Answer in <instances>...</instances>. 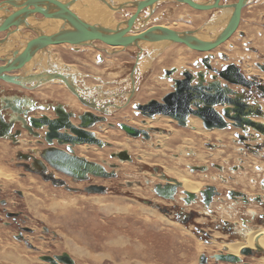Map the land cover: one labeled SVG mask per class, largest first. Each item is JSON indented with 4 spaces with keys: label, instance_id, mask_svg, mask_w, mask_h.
Wrapping results in <instances>:
<instances>
[{
    "label": "rangeland",
    "instance_id": "rangeland-1",
    "mask_svg": "<svg viewBox=\"0 0 264 264\" xmlns=\"http://www.w3.org/2000/svg\"><path fill=\"white\" fill-rule=\"evenodd\" d=\"M82 2L83 0L79 1L77 5L75 4L77 8L78 6L80 7ZM162 3L159 2L158 4L160 5ZM90 4L91 3L88 2V6H92V4ZM161 6L162 8H154V12L151 14L149 13L150 18L144 23V25H142V21L136 23V25L142 27L138 32L157 24L176 27V31L197 30L199 27L201 28L206 20H208V15L212 12L194 10L188 6H181L178 4L173 6L162 4ZM262 8H264V5L260 4L245 9V11L248 12L245 14V20L241 23V28L246 29V36L245 39L240 38V40L244 42L242 45L241 43L239 45L237 35H233L230 41L218 46L215 50L213 49L216 54L220 50L228 51L230 46H232V40L236 41V43H233V47L236 48V46L239 45V49L232 50L231 53L228 51V54L231 57L230 60L238 61V58L240 59L243 57L245 64L249 63L253 66H250L251 68H249V70H255L258 73H260L261 70L255 65V62H264V36H260V32L263 30L260 28V22L263 21L264 9L260 12L263 15L259 16L258 14L255 16V13H253L251 18L248 17L252 10L259 13V10ZM129 9L134 12L137 11V8L134 7ZM161 9L169 11L168 13L171 14V17L166 18L165 15H160L163 14V12L161 13ZM109 12L111 13L110 17H107L104 16V14H107L108 10L99 11L97 20L109 24L108 22L113 20L124 21L125 19L130 18V14L133 13L127 10L116 11L112 9ZM216 14L217 13H215L212 19ZM139 15H145L144 11ZM39 16H41V14H39ZM122 16H125V18H122ZM254 21L256 22V24L253 25L254 28H247V26L253 24ZM27 30L29 29L23 28L22 31ZM214 30V26L213 28H211V26L210 28H203L199 37H201L202 40H212L218 32H221L220 27L216 29L217 33H215ZM12 32H14V30L10 29V36H7L5 35L6 31L0 30V40H7V38L11 40L13 37L11 36ZM30 35H32V33ZM38 37L39 36L33 38L28 36L27 38H24L22 36L21 44L30 42L28 39L34 40ZM251 39L252 41L248 42V44L257 47L263 54L259 52V54L255 55L254 52H247L244 47L245 40ZM142 42H144V49H148L147 53L144 52V49L141 52L142 59L140 58L139 53L140 48H136L137 46H112L107 42L100 43L95 41L93 45L74 47L70 42H63L57 45H50L51 49H40L25 66H20L21 68H16L14 72H11L17 74H20L22 71L24 74L39 72L40 70L47 69L48 66L45 68L43 66L44 62H47L46 64L51 66V68L55 66L58 70V67H62L63 71H73L72 74L74 76L79 75L81 78L79 81L77 76V85L83 89L84 87H87L85 89L89 90L91 93L93 91L92 88L98 87V85H95L97 80L96 78H94L95 80H92V77L88 76L90 73L86 71L84 74V70L92 71L97 76H104V74L110 73V75H106L108 77L106 80L109 81H103L106 90L109 87L112 90L117 87L121 89H130L128 86V80H131V75L128 74L132 71L133 67L138 68V64L142 63L138 68L139 87L138 85L135 86V88H138V92L141 91L140 94H136L131 102L128 99L126 104L113 109L115 112L119 109L120 110L109 118V121L113 122L112 124H108L106 121L98 122L95 125L97 136L109 142L112 146L99 147L97 145H91L86 148H83L85 144L77 146V151L81 155L89 157L93 161L102 163L109 170L111 169L110 164H117L118 168L115 169L117 171V176L115 178L104 179L98 177L96 180V184H104L107 187L108 190L106 193H87L84 189L69 191L66 187L55 186L53 183L47 182V180L36 173L16 167L14 164V151L16 150V147H12L9 141L11 137L0 138V170L5 173H0V264H51L50 262L41 260L40 256H55L60 255L63 252L69 253V255L75 260L76 264H200L199 258L202 254L210 256L212 253L218 252L216 251L218 250L216 244L213 246L203 244L204 242L199 240V237H197L192 230L188 229L186 225L171 220L165 214L162 215L159 210L158 212H155L164 216V219H160L158 215L154 216L150 214L149 211H144V209H142H147V206L148 209L152 208L148 204H144L142 201L143 197H149L152 199L156 198L154 192H152L150 188L152 187V184L143 185L144 181L147 179L145 175L150 176L152 182L155 180L154 178L152 180V177L154 176L152 173L154 167L161 164L163 165L162 169L165 171L166 166L174 168L173 170H182L193 179L200 181L202 185H206V183L215 182L218 179L217 176L219 170L214 167L212 168L210 164L216 162L225 164V161L232 164L234 160L237 162L238 150V146L236 144L234 145L232 142L234 139V137L232 138L234 133L231 134L227 130H215L220 132L218 135L208 134L210 131L206 128L204 129L206 131L195 133L193 132L194 130L176 127L173 125L174 123L170 122L171 129L166 130V132L160 127L165 126L163 123L161 125H154L155 127L159 126L157 127L160 129L159 131H162V134L169 135L171 140L163 149L164 154H159L163 151H159L160 147L155 145V143H157L158 134H161L159 131L155 132V135H152L154 138L151 141L150 139L144 141L143 139H137V137L134 138L131 135H128L119 126L118 121H123L126 117H130V119L134 120L140 119L134 115V103L146 102L151 98H160L164 95L163 93L169 91L175 86L173 80H170L169 77H163L164 69H170L171 66H174L177 68L176 73H181L190 68L193 69V72L195 73V71L204 68L200 62L193 66L195 60H199V56L203 53L182 44L183 42L177 44V46L174 44L171 45L170 43L167 45L164 43L161 44L158 41H154L153 44H149L150 41L147 42L143 40ZM5 45L6 41H3L0 46V52H6V50H4L6 48H2V46ZM11 45L17 47L19 44L15 42V44ZM110 46L115 48L118 52L111 53L108 57H104L102 54L103 50L108 47L112 49ZM108 51L110 52V50ZM80 52L82 53L79 54ZM85 52L88 54L86 62L83 61V53ZM153 53H155V55ZM96 56L97 60L94 62ZM111 56H113V59ZM155 56H158L155 60L156 62L150 60V58ZM56 57H59V62L56 59L54 60ZM76 58H78L80 62H77ZM144 58H147L148 60H145ZM40 61H42V63ZM81 62L83 63L81 64ZM216 64L217 63H215V65ZM0 65L5 64L3 61H0ZM85 67L87 68L85 69ZM53 70L54 68L52 71ZM134 75H136V71L133 73L132 77ZM261 76L264 78V74ZM118 78H121V80ZM1 81L3 80L0 79V83H2ZM112 81H114L116 87L113 86V83H111ZM5 86L9 88V91L7 90L5 93H10L7 94L10 96L16 95L17 92H24V87L19 85L13 86L7 84ZM44 86L46 87H39L34 91L35 94L32 95L33 98H38L37 96L43 98L44 103L48 107L47 109L44 108L37 112V116H54L56 112L53 105L57 102L62 103L65 106L68 105L70 108L82 113L89 112V109L86 106L87 104L82 103L80 101L82 99L74 94L65 82L56 80L52 85L47 83ZM26 89L35 88L28 87ZM108 92H104L105 96L109 95ZM26 93H31V91H26ZM80 95L82 96L83 93ZM84 96L88 97L86 92L82 97L84 98ZM127 98H129V96ZM98 99L99 98L97 97L93 99L96 101L97 106L105 103L104 99L102 102H99ZM1 100L5 99L1 98L0 101ZM134 100H137V102H134L132 106H128ZM38 101H40L39 98ZM50 103L54 104L51 105ZM115 103L120 105L122 102ZM93 110L97 109L93 108ZM140 115L141 117H147L141 113ZM78 116L80 115L78 114ZM130 119L127 121L130 122ZM129 124H132L133 126L136 125L133 123ZM140 127L144 128L142 126ZM45 131L46 129L43 130V132ZM151 133L153 134V130ZM23 136L27 137L29 136V133L24 132ZM175 137L185 139L188 142L190 140L194 141L195 147H197L196 153L193 154L191 149H187L183 155H179L180 157H177V155H173V157V150L177 149L180 145L184 146V143L182 142H172ZM208 140L216 141L220 144V148L210 149L205 144ZM23 141L24 140H20V143ZM125 142L128 143L126 147L124 146ZM25 147H27V145H22L21 148L24 149ZM83 149H85L84 152L82 151ZM123 149L131 153L133 157L132 162L131 160L123 161L111 157L112 153L122 151ZM141 154H145V157H147L146 161L143 160ZM196 154H202L203 159H199ZM180 158H182V161ZM173 159L178 161L177 163L179 165H176L175 162L173 163ZM248 162L258 163L259 159L250 156ZM165 164L166 166H164ZM190 164H205L211 167V170H209L208 173L202 172L201 170H195L192 172L190 168L188 169ZM183 168H187V170H183ZM253 169L254 167H252V170ZM166 173L169 174L168 171H166ZM55 174L62 177L61 174ZM248 174L242 173L241 175H238L236 181L243 183L244 186H249L247 182H249L248 178L251 177H249ZM170 175L173 177L172 171L170 172ZM62 178L66 179L69 186L75 188H84L83 186L89 182L70 181L65 176ZM138 181H141L142 185H140ZM250 189L253 192L256 188L253 185H250ZM2 200H4L6 205L1 204ZM12 211L21 213V216L16 223L13 222L12 218L7 216L6 212L9 213ZM20 224L27 225L33 229L32 233L27 231L24 232L28 236L27 241H29V244L32 246L15 237V234L18 233ZM197 243H201L207 247L206 251L199 253L196 249ZM74 247H79L80 249H75ZM238 255H240V253H238ZM242 257L245 261L253 262L255 264H264V255L243 254ZM209 264L235 263H220L215 259H211Z\"/></svg>",
    "mask_w": 264,
    "mask_h": 264
},
{
    "label": "flooded vegetation",
    "instance_id": "flooded-vegetation-1",
    "mask_svg": "<svg viewBox=\"0 0 264 264\" xmlns=\"http://www.w3.org/2000/svg\"><path fill=\"white\" fill-rule=\"evenodd\" d=\"M0 1L2 2L7 0H0ZM131 1L132 0L130 1L127 0L124 3H128ZM193 1L205 5L206 4L213 5L215 3V0H193ZM162 2H167V3H162ZM218 2H219V7H215L212 9L210 8L206 10L212 12L208 15L209 17L208 20H206L201 26L202 30L203 27L207 25V23L209 26L212 25V23L210 22L215 21L212 19L215 13L221 16V21H219L220 23L216 22L215 24L216 25L220 24L221 31L224 29V27L226 29L228 27V24L230 23V19L232 18V15H234L235 12L234 9H236L235 6L239 2V0H219ZM158 3L159 1L156 3L154 7L147 6L145 7L146 9L142 10V12L144 11L145 13V15L141 16L142 19H144V21L150 18L149 17L150 11H153L154 8L155 9L162 8L161 6L162 4H167L169 6L178 4L181 6H188L194 10L196 9L191 5H189L188 3L182 2L183 4H180L178 3L177 0H165V1L160 0V3L162 4L159 5ZM263 3L264 0H245V5L241 10L240 21L238 22L237 28L228 38V40L224 41L219 46L225 44L227 41H230L233 35H237L238 43L239 45L240 43L242 45L244 42H242L240 38L245 39L246 36V31H245L246 29L241 28V23L245 20V14L248 12L245 11V9L246 8L249 9L254 5H260V4L264 5ZM148 7H150V9H148ZM226 8H228L229 10L231 9L229 13H226L224 11ZM263 9L264 8L260 9L259 13L256 12L255 10H252L248 18H251L253 13H255V16H257L258 14L259 16L263 15L260 13ZM126 10L134 13V11L130 10L129 8H125L123 11ZM164 10L165 9H161V13L163 12V14L160 15L163 16L165 15L166 18L171 17V14L168 13L169 11H164ZM196 10H200V9H196ZM220 11H222V14H220ZM262 19L263 21L259 20L261 21L260 28L263 29L262 32L259 31L260 36H264V16ZM225 21L227 23H225ZM255 21L253 25L256 24ZM211 28L213 27L211 26ZM202 30H200L197 33L198 37L201 34ZM251 41L252 39L245 40V45H244L245 49L247 50V52L250 53L254 52L255 55L259 54V52L261 51H259L257 47L248 44V42ZM232 42L236 43V41L234 40H232ZM233 43L231 44L232 46H230V49L228 50L230 53L232 50L239 49V45L236 46V48H234ZM214 50L201 52L203 54L199 56V60L197 59L195 60L193 66L196 63L200 62L204 67L202 70L195 71L194 73L193 69L189 68V70L183 71L181 73H176L177 70H174L172 73L166 74L167 76L170 75V77L174 81L175 86L171 88L169 91L163 93L164 95L161 96L160 98H151L149 101L142 102V104H146L149 103L151 100H155L157 101V103H159L156 105H160L165 103V101H163V98H165V96L167 97V95H169L170 93L172 94L174 93L173 95L170 96V101H172L173 103L176 102L177 105L174 106L173 109L169 110L174 114V117H171L169 114L168 115L159 114V115L170 117L174 121L173 123L176 127H181L187 130H193V128L190 129L191 127L188 125L190 122L189 120L191 119L190 116H192L194 118H199L202 122L201 125L203 126V128H206L207 130L209 129L208 131L215 130L217 128L219 130H227L231 134L234 133L232 136V138L234 137L232 142L234 143V145L236 144L238 146L237 162L234 160V162L229 165L223 164L221 162L212 163V165L210 164L212 168L214 167L215 169L219 170L217 176L218 179L217 180L215 179L216 180L215 182L213 181L206 183V185L203 187L201 192H199L198 194L182 190V182H179L178 179L173 178L170 174H167L166 171L162 169L163 165L161 164L154 167L153 170L154 172L152 171V173L154 174V176L152 175L153 176L152 180L153 178L155 180L152 182L151 177L145 175L147 179L143 183V185L152 184V187L150 188L152 192H154V195L156 197L153 199L149 197H143L142 201L144 202V204H148L157 212L159 210L162 213V215L165 214L171 220L177 223H181L182 225L183 224L186 225L188 229L192 230L196 234V236L199 237V240L204 242L203 244L205 245L213 246L214 244H216L215 242L218 243L221 242V244L223 245L221 247L223 248L222 250L221 248H218L217 250L218 252H214L210 256L207 254H202L200 256L203 258L202 264H209L211 259L213 260L215 259L217 262L219 261L220 263H225V262L234 263L222 259H217L216 257L232 254L228 252L227 249L228 245L243 242L246 240L245 238L246 235L250 234V231L258 229L257 227L260 226L264 227V139H261V136H264V123L257 120V119H264V78L261 76L264 74V62L261 61L255 62V65L258 66L261 70V72L258 73L255 70L252 71L249 70V68L253 66L249 63L245 64L243 57H241L240 59L238 58V61H231L230 60L231 57L229 56L228 51L220 50L216 54ZM206 57H209V59L205 60ZM215 63L217 64L215 65ZM173 67L174 66H171L170 69ZM167 69L168 68L164 70ZM128 75H131L132 78L133 70ZM163 75H164V71H163ZM224 75L228 76L231 79V81L227 80L226 77L224 78L223 77ZM132 79L136 80L137 78L134 77ZM132 79L131 82L133 83ZM200 79L203 85L198 84ZM1 82L2 83H0V99L5 98L9 96L7 94H10V93H5L9 89L8 87H5V90H3L2 88L8 83H6L5 81H1ZM8 85L17 86L15 84H10V83ZM213 85H215L216 87L213 90H209L208 88H212ZM38 88L39 87L35 89L23 88L24 89L23 93L17 92L16 94L18 96L29 97L35 102L36 105L35 107H33L32 105H23L22 111H27V115L23 114L21 115V117H18L16 114H13L11 110L2 111V114L6 121L8 122L13 121L11 133H16L15 137H11V139H9L12 147L14 148L16 147L15 148L16 150L14 151L15 166L22 168L25 171L29 168L36 170L37 168L42 169L45 167V169L47 168L46 170L48 173L53 172L54 174L55 173L61 174L62 177L65 176L70 181H75V182L89 181L83 186L84 188L81 187L77 189H85L89 186L98 185L96 184V180L98 177L93 176L92 174H88L86 180H78L77 178L71 175H68L62 171H58L54 169L46 161H44L45 163L44 165L40 153L43 152L45 149H49V144H47L46 142V132L48 130L47 127L41 128L42 130L33 129V131H29L27 130V128H25V125L27 124L28 126L29 124L27 120L29 116L36 118L42 117L40 115L37 116V112L40 111V109L36 108L38 105L42 104V102L38 101V98L36 97L33 98L32 95L28 96L27 95L28 93H26V91L34 92ZM196 89H200V90H196ZM140 92L141 91L137 92V94L139 95ZM197 94H202V96L204 95L206 99L209 98L211 101L204 102L203 104H200V106H195L193 103L194 102L193 95L197 96ZM93 97L94 96H89V95L88 97L84 96L83 98L84 101L83 100L80 101L84 104H87L86 106L88 107L90 113L105 116L107 118L106 120L107 123L112 124L113 122H110L109 118L113 116L114 113H117V111H119L120 109L115 112L113 110L115 107H106V105H108V102H105L103 104L104 106L100 104L98 105L101 108L99 111L93 110V108L98 107L96 101L93 100ZM129 98H126L124 102L120 105L123 106L124 104H126ZM134 102H137V100L136 101L134 100L128 106H132ZM166 103L167 104L165 105V108L168 105V102ZM56 104L58 105L61 103L57 102L55 103V105ZM137 104H141V102ZM62 105L64 106V109L68 114L72 115L73 113V115L70 116L71 121L76 125L79 124L81 120L78 114L82 115L85 112L82 113L70 108L68 105L66 106L64 104ZM133 109L135 110L134 115L142 120L143 118L141 117L140 113L142 115H145L143 114V111L138 110L136 108ZM226 109L229 110L231 117L225 114V112H227ZM56 117L57 115L55 113L54 116L48 118L55 119ZM189 117L190 119H188ZM24 119L26 120V122H24ZM128 119H130V117H126L123 121H118V123L121 122L128 124L129 123V121H127ZM180 122L183 123L181 124ZM204 122H206L208 127L204 125ZM246 123H251L254 126H257L259 130L254 129L251 125L246 126ZM95 125L96 123L90 128V130L93 132H96ZM134 127H136L140 131L139 137H137V139H143L144 141H148V139H150L151 141L154 138L152 135H155V132L160 130L159 128H157L159 126H157L156 128H152L153 129V134H152L151 133L152 130L141 128L140 125H135ZM160 127L165 132L166 130L169 129L166 128L165 126H160ZM243 127L244 128L246 127V129L247 128L252 129V131L251 130L245 131L246 129L244 130ZM44 129H46L45 132H43ZM24 132L29 133V136L24 137L23 136ZM35 133L37 134L39 133V134L37 135ZM20 140H24V144L20 143ZM54 144L57 145V143L55 142ZM205 144L210 149L220 148V144H218L216 141H207L205 142ZM22 145H27V147L23 149L21 148ZM155 145L157 147H160L159 143H155ZM57 146L65 150V152L68 154L69 159H74V157L79 156V157H85L89 161H93L89 157L83 156L77 151V146L79 145H75L73 147V151L71 152H68L65 149L66 147H64L63 145L60 146L57 145ZM122 151H124V149ZM127 156L130 159H125V161L131 160L132 162L133 157L129 151ZM250 156L258 158L259 162L258 163L248 162ZM34 158L36 159L34 160ZM115 158L119 159L118 157ZM38 160H41V162H38ZM114 165L115 168L111 167L110 170L109 169L107 170L110 172L112 170L117 169L118 168L117 164ZM197 167H202L203 170L201 171L205 173H208L209 170H211V167L205 164L203 165L190 164V167H188V169L190 168V170L194 172L195 170H198ZM252 167H254L253 169L254 171L252 170ZM183 170H187V168H183ZM115 172L117 176V171L115 170ZM242 173H247V174L249 173L248 175L249 177H251V180L247 182L249 186H244L243 183H239L238 181H236L238 175H241ZM55 176L65 181L66 186H63L64 188L67 186L71 187L67 184L66 179H63L62 177L57 176L56 174ZM174 180H176L178 183L175 182ZM138 183L142 185L141 181H138ZM99 185L105 186L104 184L103 185L99 184ZM250 185H253L256 188L255 191L253 192L251 191ZM71 188H75V187H71ZM188 193L193 194V196H190ZM1 204L6 205L4 200H2ZM6 213L7 216L12 218L13 222L15 223L19 220V217L21 216V213H18L16 211L15 212L12 211L9 213L6 212ZM245 230L247 233H244ZM25 231L32 233L33 229L27 225L20 224L18 233L15 234V237L29 244V241H27L28 236L24 233ZM247 247L248 249H251L253 252H255L254 255H258L257 245H255L256 248H251L248 245H244L242 247V250L246 249ZM238 256L241 258L242 263L255 264L253 262L243 260L242 253Z\"/></svg>",
    "mask_w": 264,
    "mask_h": 264
},
{
    "label": "water",
    "instance_id": "water-1",
    "mask_svg": "<svg viewBox=\"0 0 264 264\" xmlns=\"http://www.w3.org/2000/svg\"><path fill=\"white\" fill-rule=\"evenodd\" d=\"M104 1L106 5L110 6L112 10L116 11H123L127 7L137 6V11L131 14V17L124 22H121L119 26L125 24L126 26H123V28H112L108 27L105 24L101 23H95L94 25H91L89 23H85L81 20L80 16L78 14H75L69 10V8L65 6H60L58 8V11H61L60 14H55L56 16H59L61 18L71 19V17H74L75 21H72L73 27L63 30L61 34L53 35V36H44L43 39H34L33 41L29 42L28 45L23 48L22 50H19L15 53L16 58L8 60L5 65H0V79L5 81L6 83L15 84L22 86L24 88L33 87L37 88L39 87L44 81H52V80H61L68 85L71 90L76 94L77 96L81 93L86 92L87 95L90 96L89 90L85 89L87 87L81 88L77 85V76L79 75H73L71 72L64 73L66 71L62 70V67L53 66L49 71L41 70V72L38 73H31V74H17V73H11L13 69L18 68V66L26 65L27 62L31 60V58L40 50L45 49L49 44L58 43V42H70L72 44L77 45H86L93 43V40L101 39L111 45H137L141 50L143 49L141 47V40L144 41H151L153 40L152 37L159 38V40L163 38H166L167 40L177 41V42H183L187 46L191 47L192 49L204 51V50H212L216 45H218L220 42H222L224 39H226L229 34L232 33V31L236 28L238 25V22L240 21V13L245 5V0H239V2L236 4V9L233 15L232 22L229 23V26L227 28V31L221 34L216 41L207 42L203 41L200 37L197 36V33L201 30H185V31H176L167 27H153L151 29H148L143 34H132L131 32H138L139 29L136 28L135 24L140 21L146 23L148 20L143 21L142 17L139 15L143 8L147 6H152L155 2H158L160 0H137L136 2H128V3H122L118 4L113 2V0H101ZM180 2L188 3L192 7L196 9H212L215 7H219V0H215V3L213 5H205L201 3H197L193 0H178ZM17 2V1H15ZM36 4L37 10H41V13L46 14V11L41 8V6L38 5V1H30V4ZM12 4V1L8 2L4 1L0 3V7L3 5ZM49 10L54 8V4L50 3L47 5ZM31 12L27 13H17L16 20L14 18H9L7 22L3 25L2 29H7L12 25H16L17 22L21 21L18 19L19 15L21 17H27L29 16ZM71 14V15H70ZM69 17V18H68ZM147 25V24H145ZM19 26V25H18ZM1 29V30H2ZM159 33H163V36H159ZM156 42V41H155ZM141 52V51H140ZM209 57H206L205 60H208ZM54 70L52 71V69ZM174 70H177L176 67H173L171 69L164 70V78H168L172 80L170 75H166L168 73H172ZM14 72V71H13ZM224 78L226 77L227 80L231 79L224 75ZM201 84V79L199 80V83ZM216 86L213 85L212 88H208L209 90H213ZM196 88V87H194ZM99 89L100 86H99ZM5 90V88H3ZM83 90V91H81ZM200 90V89H196ZM174 94V93H173ZM170 93L163 98V101L165 103L159 104L155 100H151L149 103L146 104H134V108L143 111V114L149 117H155V115L159 114H169L171 117H174V114L170 112L169 110L173 109L174 106L177 105V103H173L170 101V96L173 95ZM82 95V96H83ZM81 96V99L84 101L83 97ZM94 99V97H93ZM194 105L200 106V104H203L204 102L211 101L209 98H205V96L202 94H197V96L193 95ZM168 105L165 108V105ZM5 105L3 103L0 107V138H8V137H15L16 133H11L13 121L8 122L5 120L2 111L3 110H11L13 114H16L18 117H21V115H27V111H22L23 105H32L35 107V102L30 99L29 97H23L15 95L12 99H5ZM51 105L53 103H50ZM119 107L121 105H117L116 103L108 102V105L106 107ZM54 110L56 112L57 117L55 119H50L46 115L36 118V117H28V126L25 125V128L29 131H33L34 128L41 129L44 127H47L46 132V142L49 144V149H45L43 152L40 153L41 159L44 163L46 161L51 167L58 171H62L68 175H71L78 180H86L88 174H92L96 177L101 178H114L116 176L115 170L108 171L107 168L99 162L96 161H89L85 157H79L76 156L74 159H69L68 154L65 152V150L59 148L57 145H63L66 147L65 149L68 152L73 151V147L75 145H83V144H89V145H97L99 147L104 146H112L109 142L103 140L102 138L98 137L96 132H93L90 130V128L98 122H105L107 118L102 115L93 114L90 112H85L82 115H80L81 122L76 125L71 121L70 116L71 114H68L64 106L62 104L53 105ZM36 108L44 109L48 108L46 104L42 103L38 105ZM98 108V107H97ZM227 116H230L229 110L226 109ZM24 122L26 120L24 119ZM181 124L183 122H180ZM204 125L206 127L207 124L204 122ZM251 125L254 129L259 130L257 126H254L251 123H246V126ZM119 126L132 137H139L140 131L129 124L126 123H119ZM222 127V126H220ZM244 128V127H243ZM246 127L244 128V130ZM37 134V133H35ZM39 134V133H38ZM37 134V135H38ZM54 142L57 143V145L54 144ZM128 151H119L114 152L111 154V157H118L120 160L130 159L128 156ZM36 158H34L35 160ZM38 162H41V160H38ZM45 165V163H44ZM112 168H115V165H110ZM47 169V168H46ZM44 168L40 169L37 168L36 170H33L32 168L27 169L26 171L36 173L40 176H42L45 180L52 182L55 186H66V183L64 180L57 178L53 172L48 173L47 170ZM198 170H203L202 167H197ZM177 182L176 180H174ZM178 183V182H177ZM69 191H78L77 188H71L66 187ZM107 187L100 186V185H94L89 186L84 189L87 193H101L104 194L107 192ZM190 196H193V194L188 193ZM258 247V255H264V249L261 248L259 245ZM242 254L245 255H254L255 252H253L251 249H243L241 251ZM217 259H222L225 261H230L238 264H252V263H242V260L239 256L235 254H228L221 257H216ZM41 260L50 262L51 264H76L75 260L69 255L67 252H63L60 255L55 256H49V255H42L40 256ZM200 263H203V258L200 257Z\"/></svg>",
    "mask_w": 264,
    "mask_h": 264
},
{
    "label": "bare ground",
    "instance_id": "bare-ground-1",
    "mask_svg": "<svg viewBox=\"0 0 264 264\" xmlns=\"http://www.w3.org/2000/svg\"><path fill=\"white\" fill-rule=\"evenodd\" d=\"M10 1H12V4H8V5H3V6H1L0 7V30L2 29V27H3V25L7 22V20L9 19V18H14L15 20H16V18H17V13H27V12H31L30 14H29V16H27V17H21L20 15L18 16L19 18V20L21 21V23L20 22H17V24L16 25H12V26H10L9 28H7V29H2V31H6V33H5V35H7V36H10L9 35V32H10V29H13L14 30V32H12L11 33V36H13L12 37V39L10 40V39H8L7 37V40H0V46L2 45V43H3V41H6V45L5 46H2V48L4 47V48H6V49H4V50H6V52L5 51H3L4 52V55H3V52L1 51L0 52V54H1V56H0V61H3L4 62V64H6L7 63V61L8 60H11V59H14V58H16V55H15V53L17 52V51H19V50H22L23 48H25L27 45H28V43L26 42V43H24V44H21L22 43V40H21V37L23 36L24 38H27L28 37V34H31L32 33V35L33 36H30V37H37V36H39L41 39H43L44 38V36H53V35H57V34H61L62 32H63V30H65V29H68V28H71V27H73V24H72V21H75V19H74V17H71V19L69 18V19H64V18H61V17H59V16H56L55 14H60V12L61 11H58V8H60V6H65L66 7V5H67V7L69 8V10L71 11V12H73V13H75V14H78L79 16H80V18H81V20L82 21H84L85 23H89V24H91V25H94L95 23H101V24H105V23H102L101 21H99V20H97L98 19V15H99V11L101 12V11H107L105 8H109L108 9V13L107 14H104V16H107V17H110V10L112 9V8H110V6H108V5H106V4H104L105 2L103 1H99V0H83V2H82V4L80 5V7L78 6V8H77V4H78V2L79 1H82V0H8V2H10ZM15 1H17V2H15ZM30 1H38L39 3H38V5L39 6H41V8H43L45 11H46V14L47 15H45L44 13H41L40 11L41 10H37V8H36V4L35 3H33V4H30ZM86 1V2H85ZM118 1V3H124V2H126L127 0H125V1H119V0H117ZM128 1H130V0H128ZM137 0H132L131 2H136ZM163 1H165V0H163ZM178 1V0H177ZM2 2H4V1H2ZM88 2H90L91 4H92V6H88ZM116 2V1H115ZM160 2V1H159ZM167 2H169V1H167ZM171 2V1H170ZM1 3V2H0ZM50 3H53L54 4V8L53 9H51V10H49V8L47 7V5H49ZM60 5H58V4ZM156 3L157 2H155L153 5H152V7L153 6H155L156 5ZM178 3H181V4H183L182 2H180V1H178ZM76 4V5H75ZM90 4V5H91ZM29 6H33L34 8H29ZM137 8V6H132V7H127V8ZM80 8V9H79ZM100 8V9H99ZM148 8H150V7H148ZM34 9V10H33ZM97 9H99V10H97ZM138 9V8H137ZM144 9H146V8H144ZM97 10V11H96ZM200 10H202V11H206L207 9H200ZM223 10V9H222ZM231 10V9H230ZM230 10L228 9V8H226L224 11L226 12V13H229L230 12ZM235 10V9H234ZM153 11H150V14L152 13ZM224 12V13H225ZM39 14H41V16H39ZM220 14H222V11H220ZM71 15V14H70ZM232 15V14H231ZM112 16H113V14H112ZM229 16V15H228ZM131 17V16H130ZM225 17H227V16H225ZM224 17V18H225ZM122 18H125V16H122ZM223 18V19H224ZM129 19V18H128ZM125 20H127V19H125ZM124 20V21H125ZM213 20H215L214 22H212V27L214 26V31H215V33H217V31H216V29H218V27H220V24H215L216 22H219V21H221V16H219V14L217 15L216 14V16L213 18ZM232 20H233V15H232V18L230 19V22H232ZM123 20L122 21H116V20H113V21H110V22H108L109 24H105V25H107L108 27H112V28H123V26H126L125 24H123V25H121V27L119 26V24L121 23V22H124ZM224 21V20H223ZM229 21V20H228ZM220 23V22H219ZM222 23V22H221ZM225 23H227L226 21H225ZM224 23V24H225ZM19 25V26H18ZM135 26H136V28L137 29H140V28H142L141 26H138V25H136L135 24ZM224 26V25H223ZM228 26H229V24H228ZM153 27H167V28H170V29H173V30H175V28L176 27H173V26H164V25H154V26H150V27H148V28H146L145 30H143V31H140V32H137V33H135L134 31H132V32H134V34H137V35H139V33L140 34H143L144 32H146L148 29H151V28H153ZM210 28V26L207 24V26L206 27H203V28ZM23 28H26V29H29V30H27L26 32H22V30H23ZM228 28V27H227ZM227 28L225 29V27H224V30H220L221 32H218V34L212 39V40H203V41H207V42H212V41H216L217 39H218V37L221 35V34H223L224 32H226L227 31ZM236 28H237V26H236ZM235 28V29H236ZM247 28H249V29H251V28H254V26H253V24H249L248 26H247ZM200 29V28H199ZM202 29V28H201ZM235 29L232 31V33L235 31ZM131 32V33H132ZM16 33L18 34V35H16ZM232 33L231 34H229V36L226 38V39H224L222 42H220L218 45H216L213 49H215L216 47H218L221 43H223L224 41H226V40H228V38L232 35ZM133 34V33H132ZM21 35V36H20ZM208 35V34H207ZM159 36H163V33H159ZM209 36H213V35H209ZM38 37V38H39ZM37 38V39H38ZM152 41H150L152 44L154 43V41H158L159 43H164L165 45H167V44H174V45H176L177 46V44H179V43H181V42H177V41H171V40H167L166 38H163L162 37V39L161 40H159V38H155V37H152ZM14 40H15V42L16 43H18L19 45L17 46V47H15L14 45H11V44H15V42H14ZM28 40H30V42L31 41H33V39H28ZM95 41H97V42H105V41H103V40H101V39H97V40H93V43H91V44H86V45H93L94 44V42ZM143 41V40H142ZM141 41V47L144 49V42H142ZM150 42H149V44H150ZM58 43H60V42H58ZM106 43V42H105ZM182 44H184V43H182ZM4 45V44H3ZM72 46H74V47H78V46H85V45H77L76 46V44H71ZM186 45V44H185ZM124 46V45H123ZM127 46H137V45H135V44H133V45H127ZM47 49H51V47H50V45H48L47 47H46ZM119 48V47H118ZM136 48H139V47H136ZM143 49L141 50L140 49V51L142 52L143 51ZM212 49V50H213ZM2 50V49H1ZM199 51V50H198ZM208 50H204V51H201V52H207ZM141 52H140V58H141ZM156 53V52H155ZM155 53H153L154 55H155ZM177 53V52H176ZM239 57V56H238ZM57 60L58 62H59V57H56V58H54V60ZM142 59V58H141ZM41 63H42V61H40ZM206 62V61H205ZM161 63V62H160ZM23 66H25V65H23ZM43 66H44V68L45 67H47V69L45 70V71H49L50 69H51V66H49L48 64H46L45 62H44V64H43ZM209 66V65H208ZM18 68H21L20 66H18ZM24 68V67H23ZM209 68H211V67H209ZM16 69V68H15ZM15 69H13V71L15 70ZM39 72H41V70L39 71ZM22 74L24 73L23 71L21 72ZM20 73V74H21ZM33 73H38V72H33ZM204 76V75H203ZM55 81L56 80H52V81H47V82H45L44 81V83H42L39 87L40 88H42V87H46V86H44V85H46L47 83H49L50 85H52L53 83H55ZM59 81H61V80H59ZM222 81V80H221ZM202 84V83H201ZM203 85V84H202ZM4 87H6V86H4ZM70 88V87H69ZM93 90L94 89H99V86L98 87H95V88H92ZM137 87L135 88V85L133 86V89H132V91L129 93V100H130V102L132 101V99L135 97V95H136V93H135V91L136 92H138L137 91ZM235 89V88H234ZM92 92H95V91H92ZM98 92V91H97ZM84 95H85V93H84ZM131 95V96H130ZM79 96V95H78ZM14 97V95L13 96H7V97H5L4 99H6V98H10V99H12ZM79 98H81V95L79 96ZM97 98H100V97H98L97 96ZM98 101L99 102H102L103 100H100V99H98ZM0 103H4L5 104V102L4 101H0ZM62 104V103H61ZM142 104V103H141ZM57 105V104H56ZM104 106V105H103ZM95 109H97V110H100L101 108L98 106V108H95ZM139 112H141V111H139ZM247 113V112H246ZM250 113H251V110H250ZM247 115V114H246ZM41 116V115H40ZM253 116V115H252ZM48 117V116H47ZM190 117H191V119H190ZM188 119H190L189 121V126L191 127V129L193 128V132H195V133H199V132H201V131H206V130H204L205 128H203L202 127V122H201V120L199 119V118H194V117H192V116H190ZM143 119L141 120V119H139V120H134V119H130V122L129 123H133V124H136V125H140V126H142V127H144L145 129H151V130H153L152 128H156L154 125H161L162 123L165 125V127H167V128H169V129H171L170 127H171V123H173L174 121L170 118V117H166V116H163V115H155V117L153 118V117H149V116H147L146 118L145 117H142ZM256 118H258V117H256ZM253 119V118H252ZM257 120H259L260 122H263L264 123V119L263 120H261V119H257ZM171 122V123H170ZM128 123V124H129ZM188 123V122H187ZM130 125H132V124H130ZM174 125V124H173ZM176 130V129H175ZM209 130V129H208ZM215 130H219V129H215ZM215 130H211L210 131V133H208V134H215V135H218V134H220V132L219 131H215ZM249 130H251L252 131V129H249V128H247L245 131H249ZM157 132V131H156ZM161 134H158V138H157V143H159L160 144V149H159V151H161V150H163L165 147H166V145H167V143H169L171 140H170V137H169V135H167V134H162V131H159ZM260 138V137H259ZM261 139H264V136H261ZM17 140V139H16ZM174 141V143L176 142V143H178V142H182V143H184V146H178L177 147V149H174L173 150V154H172V156L174 155H177V157H180L179 155H183L185 152H186V148L187 149H191L192 150V152H193V154L194 153H196V148L197 147H195V143H194V141H186L185 139H179L178 137H175L174 138V140H172V142ZM208 141H210V140H208ZM23 144H24V141L22 142ZM26 143V142H25ZM209 143V142H208ZM128 143L127 142H125L124 143V146L126 147V145H127ZM194 146H193V145ZM91 145H89V144H85L84 146H83V148H86V147H90ZM187 146V147H186ZM33 151V150H32ZM83 152L85 151V149H83L82 150ZM181 152V153H180ZM158 153V152H157ZM159 154H164V150L161 152V153H159ZM142 155V158H143V160L144 161H146L147 160V157H145V154H141ZM166 155V154H165ZM197 156H198V158L199 159H203V155L202 154H196ZM173 156V157H174ZM28 160V159H27ZM180 160L182 161V158H180ZM175 162V164L176 165H179L177 162L178 161H175V159H173V163ZM189 163V162H188ZM225 164L226 165H229V163H227L226 161H225ZM211 165H212V163H211ZM30 166V165H29ZM43 166V165H42ZM164 166H166V164L164 165ZM44 167V166H43ZM262 167V166H261ZM225 168V167H224ZM174 168H170L169 166H166V171H168L169 172V174H170V172L172 171L173 172V178H176V179H178L179 180V182H182V190H184V191H187V192H193V193H195V194H198L199 192H201V190L203 189V187L205 186V184L204 185H202L201 184V182L200 181H197V180H195V179H193L192 177H190L189 175H187V174H185L182 170H173ZM0 173L1 174H5V173H3L1 170H0ZM251 180V178H248V181H250ZM142 209H144V211H149L150 212V214H152V215H158L159 216V218L160 219H164V216H161V215H159V214H157V212H155V210L153 209V208H151V209H148V207H147V209H145V208H142ZM247 227V226H246ZM253 230V229H252ZM244 233H247L246 232V230H245V232ZM246 240L245 241H243V242H239V243H235V244H230V245H228V252H230V253H232V254H235V255H237L238 253H240L241 254V250H242V247L244 246V245H248V246H250L251 248H256L255 247V245H259L261 248H263L264 249V227H258V230H253V231H250V234H248V235H246ZM227 244H228V242H227ZM225 245V244H224ZM216 246L218 247V248H221L223 245L221 244V242H216ZM76 247V246H75ZM74 247V248H75ZM206 248L207 247H205L204 245H202L201 243H197L196 244V249H197V251L199 252V253H201V252H203V251H206ZM226 248V247H225ZM248 248V247H247ZM75 249H80L79 247H77V248H75ZM223 248H221V250H222ZM79 251H82V250H79ZM217 251V250H216ZM224 251H225V249H224ZM238 256V255H237Z\"/></svg>",
    "mask_w": 264,
    "mask_h": 264
},
{
    "label": "crops",
    "instance_id": "crops-1",
    "mask_svg": "<svg viewBox=\"0 0 264 264\" xmlns=\"http://www.w3.org/2000/svg\"><path fill=\"white\" fill-rule=\"evenodd\" d=\"M116 0H113V2H115ZM1 2V1H0ZM115 3H118V1H116ZM29 8H34L33 6L31 7V6H29ZM106 10H108L109 8H105ZM34 10V9H33ZM131 15V14H130ZM130 15H128V16H130ZM119 18H120V16H119ZM118 18V19H119ZM22 32H26V31H22ZM16 35H18L17 33H16ZM28 36H33V35H30V34H28ZM61 43H63V42H60V43H53V44H49V45H57V44H61ZM150 44H152V43H150ZM111 45V44H110ZM113 46V45H112ZM112 46H110L112 49H110L109 47L107 48V49H105V50H103V55H104V57H108L111 53H117L118 51L115 49V48H113ZM108 50H110V52L108 51ZM120 51H121V49H120ZM126 52V51H125ZM144 52L145 53H147L148 52V49L146 50V49H144ZM82 52H80L79 54H81ZM121 53H123V52H121ZM139 53H140V50H139ZM59 54V53H58ZM74 54H78V53H74ZM73 54V55H74ZM84 54V56H83V61H85L86 62V57H87V53L85 52V53H83ZM112 57V59H113V56H111ZM156 57V56H155ZM155 57H152V58H150V60H153L154 62H156L155 60L157 59V57L155 58ZM145 60H148L147 58H144ZM95 60H97V56L95 57V59H94V62H95ZM76 61L77 62H80L79 60H78V58H76ZM47 63V62H46ZM83 62H81V64H82ZM87 65H89V64H87ZM139 65V67L142 65V63L141 64H138ZM138 67V68H139ZM87 67H85V69H86ZM138 68L136 67H133V69L132 70H134L133 71V73H135V71H136V75H134L132 78H134V77H136L137 79L135 80V79H132V81H133V83L131 82V80H128V86H129V88L130 89H121V88H116V89H111L110 87L106 90L105 89V85L103 84V81H109V80H106L108 77L106 76L107 74H109L110 75V73H107V74H104V76H97V75H95L92 71L90 72L89 70H84V74H85V71L86 72H88V73H90L88 76H90V77H92V80H95L94 78H96V84L95 85H98V86H100V88L101 89H94L93 91H95V92H91L90 93V96H94V98H96L97 96L98 97H100L99 99L100 100H103L104 99V101L105 102H111V103H115V102H117V103H123L124 102V100L129 96V92L130 91H132V89H133V86L135 85H138V87H139V82H138V72H139V70H138ZM69 72H73V71H66L65 73H69ZM82 72V71H81ZM108 75V76H109ZM78 78H79V81H80V78L81 77H79L78 76ZM78 78H77V80H78ZM119 80H121V78H118ZM114 80H117V79H114ZM137 81V82H136ZM111 83H113V86H115L114 85V81H112ZM132 83V84H131ZM116 87V86H115ZM5 88V87H4ZM106 91H105V90ZM98 90V92L96 93V91ZM108 91H110V92H108ZM137 91H138V89H137ZM104 92H108L109 93V95H107V96H105V94H104ZM135 93L137 94V92L135 91ZM33 94H35L34 92H31V93H28L27 95L28 96H31V95H33ZM39 99H40V101H42L43 103H44V100H43V98H41V97H39V96H37ZM10 99V98H9ZM51 100V99H50ZM1 101H4L5 102V100H1ZM51 101H53V100H51ZM121 103V104H122ZM116 108V107H115ZM42 109H40V111H41ZM39 112V111H38Z\"/></svg>",
    "mask_w": 264,
    "mask_h": 264
}]
</instances>
